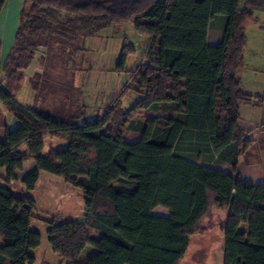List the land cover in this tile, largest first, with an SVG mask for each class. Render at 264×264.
Listing matches in <instances>:
<instances>
[{"label": "trees", "instance_id": "trees-1", "mask_svg": "<svg viewBox=\"0 0 264 264\" xmlns=\"http://www.w3.org/2000/svg\"><path fill=\"white\" fill-rule=\"evenodd\" d=\"M258 10H264V0H21L13 44L0 62V102L17 122L13 128L3 125L0 167L12 181L34 160L35 168L21 179L27 190L35 188L41 170L80 190L82 222L46 221L48 242L61 262L179 264L190 235L204 230L201 222L214 207L227 209L224 264H264V183L238 173L239 157L249 145L238 124L239 105L263 101L245 93L237 76L244 24ZM215 15L224 17V35L208 45ZM129 21L149 37L123 90L139 98L130 112L117 97L95 120L79 123L84 115L74 83L79 39ZM130 52L125 45L117 70H124ZM37 53L40 67L29 79L35 103L42 93H69L65 103L46 112L37 104H19L12 89ZM65 69L68 86L61 79ZM157 106L169 115L129 119ZM125 128L139 139L126 142ZM45 136L67 145L41 153ZM211 164H226L230 172ZM35 206L32 197H18L0 183V264L34 263L30 251L41 242L31 228ZM157 206L169 213L152 214ZM86 245L97 251L80 262Z\"/></svg>", "mask_w": 264, "mask_h": 264}, {"label": "rangeland", "instance_id": "rangeland-1", "mask_svg": "<svg viewBox=\"0 0 264 264\" xmlns=\"http://www.w3.org/2000/svg\"><path fill=\"white\" fill-rule=\"evenodd\" d=\"M17 0H5L0 10V62L3 63L13 41L18 24L20 7H13ZM149 37L140 35L135 29L134 22L112 23L99 29L95 34L79 39L82 48L75 59L74 83L79 89V105L84 108V115L79 123L95 120L102 115L108 105L117 97H120L121 107L124 111L133 109L139 95L132 90L123 93L124 88L132 76V73L141 62ZM131 49L127 56L124 70H117L124 46ZM39 53L31 63L23 70L20 81L13 83L15 100L27 107L33 108L39 105L43 111H49L57 103H65L69 93L58 90L57 93L40 94L39 103H35V93L31 89L29 79L39 70ZM66 70V69H65ZM70 70L62 72V82L68 86ZM7 79V78H6ZM16 83V84H15ZM15 84V85H14ZM161 105V104H160ZM169 111L157 106L149 109L133 112L129 119H140L152 115H169ZM9 128L16 126L17 122L0 102V141L4 140V126ZM140 134L125 128L123 138L126 142H135ZM67 145L61 138L45 136L41 153L50 148L63 149ZM21 154L26 155L25 146H22ZM199 164H206L198 162ZM207 165V164H206ZM35 168L34 160H27L21 170L16 171V179L5 180V169L0 167V183L7 186L18 197L30 196L35 200L36 206L31 219V228L41 235L39 251L43 258H50L51 245L48 242L47 230L51 221L59 217L63 220H76L82 222L84 216V199L80 190L65 183L60 177L46 171H40V176L33 190H27L21 182L22 177ZM211 212L202 220L204 230L196 231L190 235L186 252L179 264H224V236L222 227L227 217V209L212 208ZM154 215H167L169 211L161 206L152 210ZM93 237L99 233L92 230ZM80 260H85V252Z\"/></svg>", "mask_w": 264, "mask_h": 264}, {"label": "crops", "instance_id": "crops-1", "mask_svg": "<svg viewBox=\"0 0 264 264\" xmlns=\"http://www.w3.org/2000/svg\"><path fill=\"white\" fill-rule=\"evenodd\" d=\"M20 3L21 0H17L13 7L15 5L20 7ZM224 24L223 16L215 15L211 18L206 35L208 45L221 42L224 35ZM244 32L246 44L237 76L241 89L245 93L253 97L262 96L263 101L260 106L254 103L239 105L238 124L245 133L244 141L249 145L239 157L238 173L241 178L259 184L264 183V10L254 12L253 19L245 22ZM211 166L224 172H230V167L226 164H211ZM84 214L83 211L82 215ZM38 248L39 246L30 251L34 257L33 264H65L53 251L50 258H43ZM96 251L93 246L86 245L80 252L78 260L84 262ZM84 252L85 260H80Z\"/></svg>", "mask_w": 264, "mask_h": 264}]
</instances>
